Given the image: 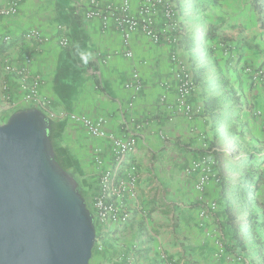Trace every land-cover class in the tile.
Returning a JSON list of instances; mask_svg holds the SVG:
<instances>
[{
	"label": "crops",
	"instance_id": "crops-1",
	"mask_svg": "<svg viewBox=\"0 0 264 264\" xmlns=\"http://www.w3.org/2000/svg\"><path fill=\"white\" fill-rule=\"evenodd\" d=\"M7 1L0 0V4ZM99 1L117 3L120 0ZM129 1L135 10L138 0ZM189 1L173 0L181 25L182 35L178 44L171 45L165 40L162 33L164 23L158 18L154 29L160 36L159 43L154 44L150 39L134 34L129 44L132 59L114 55L121 50V38L115 30L104 32L99 20L82 18L79 9L84 8L88 0H23L17 15L0 17V42L5 35L11 37L9 43H1L5 46L0 54V89L2 83L7 81L14 98L21 96L19 81L5 78L2 68L5 62H21L22 56L28 54L32 58L29 71L43 78L41 93L51 101L57 115L88 118L105 116L106 129L113 133L120 131L124 114L132 116L141 126L133 154L140 182L128 199L132 210L131 220L125 228L108 235L106 251L97 254L95 264H160L157 259L160 251L182 264H263L254 250L256 245L247 240L245 251L235 249L231 252L226 249L231 240V233L226 226V206L231 207L233 204L232 214L239 219L244 218L237 214L239 209L231 189L239 172L227 162L233 161L232 156L223 163L221 154L215 152L218 149L214 147L216 173L222 185L212 179L204 197L207 202H215L218 209L212 216L200 217L204 202L199 200L200 195L194 188V176L186 174L185 169L195 157L203 153V140L211 144L222 139H214L215 124L211 117L201 112L190 121L183 118L170 120L169 114L158 103L162 93L167 91L168 95H173L175 81L172 74L174 65L170 58L172 53L176 54L180 63L191 71L193 69L196 58L195 30L187 16ZM250 1L252 12H248L244 18L231 21L232 28L224 32L228 31L233 36L245 34L247 38L239 51L240 65L264 69V30L258 26V14ZM62 10L73 15V20L68 22L69 27L61 23ZM207 21L212 24V8L207 14ZM58 25L66 29L70 39L66 48L60 47L57 42L56 38L60 34ZM225 25L222 24V27ZM32 28L49 36L50 41L37 47L35 43L20 37ZM74 49L78 53H72ZM133 71H137L140 76L142 90L133 100L134 107L127 109L131 94L124 88V83L130 80ZM203 79L195 85L190 98L192 104H201L202 108L203 103L200 101L203 98L202 94L198 97V89L206 81ZM241 79H244L243 84L239 85L243 97H240L239 105L233 106L230 125L236 123L237 130L242 132L249 130V137L253 136L257 140L256 143L251 140L254 143L252 145L256 146L252 151L264 154V118L254 115L255 110L264 112V92L250 85L249 75L243 74ZM236 82L232 85L229 83V86L240 96ZM0 101H3L2 91ZM236 111H241V124L234 119ZM50 125L52 144L55 138L57 145L66 148L71 157L79 162L85 176L93 168L92 149L101 145L102 141L91 138L83 126L67 117L56 118L50 121ZM161 133L166 136L165 141L161 140ZM258 170L264 179V165L259 166ZM254 199L257 202L254 212L258 221L264 222V182ZM139 204L147 210L146 217H142L136 208ZM240 224L238 221L237 225ZM259 234L264 240V227L259 229ZM110 245L113 248L111 250ZM222 246L223 252H220Z\"/></svg>",
	"mask_w": 264,
	"mask_h": 264
},
{
	"label": "built area",
	"instance_id": "built-area-1",
	"mask_svg": "<svg viewBox=\"0 0 264 264\" xmlns=\"http://www.w3.org/2000/svg\"><path fill=\"white\" fill-rule=\"evenodd\" d=\"M22 1L8 0L7 3L0 4V17L17 15ZM79 11L85 20H99L104 32L115 30L121 38V50L115 52L114 55H121L127 59L133 58L129 44L134 34H140L154 44L159 43L160 36L154 29L158 18H161L164 23L162 33L169 44L177 45L182 35L178 21V9L173 0H138L135 10L132 9L129 0H120L117 3L88 0L86 6L80 7ZM57 29L60 31L56 38L59 46L68 47L70 39L66 29L60 25ZM20 37L35 43L37 47L50 41L49 36H45L35 28L23 32ZM10 38L5 35L0 45L9 43ZM170 58L174 65L172 69L175 81L173 95H168L167 91L162 93L158 98V103L169 114L170 120L183 118L190 121L200 115L203 110L201 104L194 105L190 101L195 90L193 73L180 63L175 53H172ZM31 63L32 58L28 54L22 56L21 62L7 61L4 63L2 68L4 77L19 81L22 93L20 97L14 98L8 82L2 83L4 105L0 106V125L5 124L14 113L32 109L39 111L48 122L56 118L67 117L83 126L91 138L102 141L101 145L98 144L92 149L93 168L85 175V178L91 183L90 202L86 208L95 229L93 250L97 254H103L106 251L108 235L112 231L128 226L132 217L128 199L140 182L133 154L139 140L141 126L132 116L124 114L120 123V131L113 133L106 129L107 117L105 116L88 118L66 114L57 115L52 108L51 101L41 93L43 78L29 71ZM246 71L250 72V69L247 68ZM124 88L131 94L127 109H132L134 98L142 90L141 79L137 71L132 72L130 80L124 83ZM254 115L264 118V112L260 110H255ZM160 138L166 140L163 133L160 134ZM209 148V144L203 140L201 146L203 153L195 157L185 169L186 174L194 176V188L200 195L199 200L204 202V207L200 212L201 218L212 216L218 209L215 202H207L204 197L209 182L214 179L218 183V175L215 172L216 160ZM136 208L142 217L147 216V210L140 204ZM220 252H223V246ZM157 259L160 264H182L163 251L159 252Z\"/></svg>",
	"mask_w": 264,
	"mask_h": 264
},
{
	"label": "water",
	"instance_id": "water-1",
	"mask_svg": "<svg viewBox=\"0 0 264 264\" xmlns=\"http://www.w3.org/2000/svg\"><path fill=\"white\" fill-rule=\"evenodd\" d=\"M51 125L21 110L0 125V264H89L92 218L58 163Z\"/></svg>",
	"mask_w": 264,
	"mask_h": 264
},
{
	"label": "rangeland",
	"instance_id": "rangeland-1",
	"mask_svg": "<svg viewBox=\"0 0 264 264\" xmlns=\"http://www.w3.org/2000/svg\"><path fill=\"white\" fill-rule=\"evenodd\" d=\"M181 2V1H180ZM250 0H190L188 3L189 12L187 16L190 17V24L192 28L195 30L193 32V36H195V54H199V62L208 68L204 75L205 82L203 81L198 89V97H201V94H210L212 93V88L214 90H220L221 85L220 82L223 80H227L231 85L233 82L237 83V91L240 93V97H243V92L240 89L239 85L243 84L244 79L242 78L243 74L249 75L250 85L254 86V88H259L264 92V69L261 67H256L255 69H250V72L246 71L248 66L240 65V55L239 51L241 47L246 44V36L245 34H237L233 36L231 33L224 32L227 28H232L230 26L231 21L236 18H244L248 15V12L251 11ZM249 3V4H248ZM179 6L182 5L179 3ZM212 8V24L207 21V14L210 12ZM185 9V7L183 6ZM73 20V15L69 11L62 10L61 12V23L68 26V22ZM230 22V23H229ZM226 24L225 27L219 28L216 31L217 38L213 40H206L201 42L199 34H203L207 32L211 27L218 24ZM227 26V27H226ZM250 40V39H249ZM251 42V41H249ZM202 49L211 50L210 56L207 62L204 61L203 54L201 53ZM213 50V54H212ZM72 53H78L77 50H72ZM59 72V68L57 69V75ZM234 74L236 76V80H234ZM257 77V78H256ZM217 83V84H216ZM219 83V84H218ZM216 85V86H215ZM202 92V93H201ZM1 94V89H0ZM223 94V93H222ZM203 103V101H200ZM244 102V101H243ZM4 102L0 101V106H3ZM241 111H236L234 115V119L239 120V124H241L242 119L240 115ZM1 122V120H0ZM234 126H237L236 123ZM225 129V128H224ZM249 130L247 132H242L237 130L236 134L225 133L218 143L214 144V148H217L221 154V158L223 159V163L225 160L229 159L233 155H240L246 152L252 151L253 148H256L255 145H252L257 142V140L253 139L254 137H249ZM254 143H252V141ZM208 143V140H206ZM58 141L53 138V151L57 156L56 159L60 164L61 168L68 173L74 181L78 185L79 193L84 199L86 205L90 202V194H91V183L89 179L85 178L84 173L80 167L78 161L74 160L69 151L66 148H63L60 145H57ZM209 144V143H208ZM209 146H211L209 144ZM212 151V150H211ZM232 164V161H227ZM217 164V162H216ZM217 168V165H216ZM215 168V172L217 169ZM219 177V174L217 172ZM235 202L237 203L239 211H237L238 216H245L242 214L241 207L239 206L238 200L235 198ZM248 241V240H247ZM107 245V244H106ZM109 249H113L112 245H110ZM97 253H94L91 257L89 264L96 263Z\"/></svg>",
	"mask_w": 264,
	"mask_h": 264
},
{
	"label": "trees",
	"instance_id": "trees-1",
	"mask_svg": "<svg viewBox=\"0 0 264 264\" xmlns=\"http://www.w3.org/2000/svg\"><path fill=\"white\" fill-rule=\"evenodd\" d=\"M252 3L253 8L258 14V26L260 29L264 30V0H252ZM220 25L221 24L215 25L211 27L207 32L200 34L199 37H201V42H204L208 39H216L218 37L216 31L220 28ZM4 46L5 45H0V54L4 51ZM201 53L203 54L204 61L207 62L211 50L202 49ZM199 60V54H197L192 67L193 81L195 85L201 82V78L204 77L206 71L208 70L205 64L203 65L199 62ZM220 85L221 88L218 91L212 88V95L209 96L207 94H202V112L206 115H209L215 124L214 139L222 138L225 133H237V130L235 128L236 126L230 124L232 123L233 119V106L239 105L240 96L237 95L236 91L230 88L229 82L227 80H223L222 82H220ZM217 93L219 94L217 95ZM214 144L215 143L213 142L210 144V150H212ZM211 155L214 157L213 150L211 152ZM232 159L233 161L231 167L238 171L239 175L233 181L234 183L231 185V189L235 195V198L238 200L242 212L245 214V216L243 219H239L234 214H232L233 204H231V207L228 205L226 206V226L228 227V231L231 233L230 245L226 246V249L231 252H234L235 249L245 251V242L246 240H248L251 244L256 245L254 250L264 264V240H262L259 234V229L261 227H264V222L258 221L257 214H255L254 212L255 206H257V202L254 197L258 191L259 186L264 182L262 174L258 170L259 166L264 165V154L249 151L244 154L233 155ZM218 185H222V181L219 177ZM222 191H224L223 187ZM222 194H224V192H222ZM238 221L241 223L240 225H237ZM94 253H96V251L92 250V255Z\"/></svg>",
	"mask_w": 264,
	"mask_h": 264
},
{
	"label": "flooded vegetation",
	"instance_id": "flooded-vegetation-1",
	"mask_svg": "<svg viewBox=\"0 0 264 264\" xmlns=\"http://www.w3.org/2000/svg\"><path fill=\"white\" fill-rule=\"evenodd\" d=\"M57 157V156H56Z\"/></svg>",
	"mask_w": 264,
	"mask_h": 264
}]
</instances>
